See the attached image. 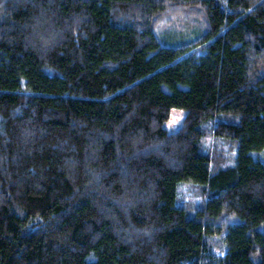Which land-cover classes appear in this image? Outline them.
<instances>
[{
  "label": "trees",
  "instance_id": "obj_1",
  "mask_svg": "<svg viewBox=\"0 0 264 264\" xmlns=\"http://www.w3.org/2000/svg\"><path fill=\"white\" fill-rule=\"evenodd\" d=\"M263 159L264 0H0V264H264Z\"/></svg>",
  "mask_w": 264,
  "mask_h": 264
},
{
  "label": "rangeland",
  "instance_id": "obj_2",
  "mask_svg": "<svg viewBox=\"0 0 264 264\" xmlns=\"http://www.w3.org/2000/svg\"><path fill=\"white\" fill-rule=\"evenodd\" d=\"M174 21H175L176 27H178V28H180L181 24H183V18L181 20H178L175 18ZM164 26H165V24H164ZM185 113H186V111L183 109L173 108L169 113L168 119L164 123V127L168 131H174V130L178 129L181 126V124L185 118Z\"/></svg>",
  "mask_w": 264,
  "mask_h": 264
}]
</instances>
